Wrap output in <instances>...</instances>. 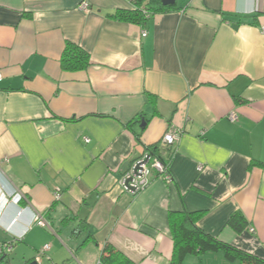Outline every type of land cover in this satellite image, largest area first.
Segmentation results:
<instances>
[{
  "label": "crops",
  "instance_id": "1",
  "mask_svg": "<svg viewBox=\"0 0 264 264\" xmlns=\"http://www.w3.org/2000/svg\"><path fill=\"white\" fill-rule=\"evenodd\" d=\"M146 1L0 0V264H103L107 245L170 264L169 213L185 210L264 259V0H175L143 24L109 16ZM66 43L89 54L86 69L61 68ZM170 126L178 140L162 148ZM152 145L169 180L151 170L125 189Z\"/></svg>",
  "mask_w": 264,
  "mask_h": 264
},
{
  "label": "trees",
  "instance_id": "2",
  "mask_svg": "<svg viewBox=\"0 0 264 264\" xmlns=\"http://www.w3.org/2000/svg\"><path fill=\"white\" fill-rule=\"evenodd\" d=\"M135 2L141 6L144 0H135ZM172 8L173 6H163L160 0H147L142 8L117 9L109 16L118 20L143 24L152 13ZM89 64V54L86 51L76 44L66 43L60 58L63 70H84ZM145 148L148 154L160 156L157 145L145 146ZM200 214V211L186 210L169 213L168 222L173 239L170 264H184L186 256L200 257L205 253L217 252H220L230 264H264V259L224 243L202 230L197 225ZM229 224L236 230H241L244 227V221L239 213H234L230 217ZM5 255L2 256V259L5 258ZM101 262L103 264H131L124 255L108 245L103 249Z\"/></svg>",
  "mask_w": 264,
  "mask_h": 264
},
{
  "label": "built area",
  "instance_id": "3",
  "mask_svg": "<svg viewBox=\"0 0 264 264\" xmlns=\"http://www.w3.org/2000/svg\"><path fill=\"white\" fill-rule=\"evenodd\" d=\"M80 7L84 10L88 8V3L86 1H82L80 3ZM260 30L262 34L264 35V25L260 27ZM146 32H142V36H145ZM2 79V73L0 72V80ZM229 118L232 121H235L237 119V116L234 113L229 114ZM179 136V130L174 127L170 126L168 130L163 134L161 137L158 146L160 147H168V146H173ZM84 140L87 142L89 139L87 137L84 138ZM146 159L145 162H143ZM140 163V169L137 170V174H133V168L122 178L121 184H124V180L132 177L131 182L129 183L131 186L135 188L134 191H138L143 189L149 181V175L151 170H155L158 174L162 175L166 180H169L170 176L167 172V165L161 160L160 156L158 155H150L148 152H146L139 160L136 161L134 166ZM200 168V167H199ZM124 186V185H123ZM125 189H127L124 186ZM56 198L60 197V194L57 192L55 194ZM34 222L38 225L45 226L46 222L37 213H35L34 216ZM251 231H253V228H250ZM49 244H45L43 247V250H48L49 249ZM11 250V244L9 242H3L0 243V254H6Z\"/></svg>",
  "mask_w": 264,
  "mask_h": 264
},
{
  "label": "water",
  "instance_id": "4",
  "mask_svg": "<svg viewBox=\"0 0 264 264\" xmlns=\"http://www.w3.org/2000/svg\"><path fill=\"white\" fill-rule=\"evenodd\" d=\"M161 4L163 6H168V5H173L175 3V0H160ZM146 159L143 161L145 162ZM140 169V163H137L135 166H133V174H137V170ZM132 177H129L127 179L124 180V186L128 189V190H132L134 191L135 188L133 186H131L129 183L131 182ZM27 264H37V262L35 260L27 263Z\"/></svg>",
  "mask_w": 264,
  "mask_h": 264
}]
</instances>
